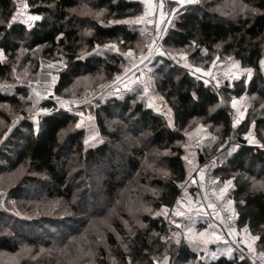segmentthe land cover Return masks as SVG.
<instances>
[{
    "label": "trees",
    "instance_id": "obj_1",
    "mask_svg": "<svg viewBox=\"0 0 264 264\" xmlns=\"http://www.w3.org/2000/svg\"><path fill=\"white\" fill-rule=\"evenodd\" d=\"M24 1L33 15L42 17L30 30L22 23L11 22L15 0H0V49L6 56L0 62V118L5 119L2 106L19 108L22 95L29 90L17 81L15 68L29 62L32 65L31 74L35 73L39 66L38 55L66 63L55 88L57 97H63L80 76L103 74L106 80H112L124 72L122 53H97L95 50L106 45L129 50L128 47L139 40L138 32L123 21L143 14L141 2L94 0L104 16L101 21L89 19L83 22L78 18L76 21L73 15L81 0ZM246 1L254 13L235 21L213 12L209 2L189 7L174 19L163 46L170 51H184L194 65L205 61L210 64L216 57L233 58L243 68L254 71L249 84L240 81L232 89L224 88L218 93L188 71L157 58L153 64V74L158 91L171 109L172 127L166 118L146 106L138 92H125L120 97L100 102L96 109V121L106 140L95 148L84 150V130H69L78 122L77 117L57 109L54 102L46 100L43 107L50 109V112L43 117L39 131L35 132L34 125L25 119L4 142L0 160L5 167H0V173L4 169L9 171L27 167L31 173L47 178V197L69 201L72 186L67 166L69 157L78 154L87 164H107L102 192L106 201L111 202L124 189L125 182L140 171L138 157L142 158L144 149L166 152L160 161L165 175L152 176L151 187L155 194L145 196L153 210H159L173 207L180 197L179 185L186 182L182 145L198 125L207 128L216 138L214 152L227 138L236 136L239 142L240 136L248 133L252 124L256 138L264 145L262 112L249 113L237 129L232 126L229 114L230 102L234 98L247 94L264 99V75L260 70L264 51V0ZM21 45L28 49L25 61L18 59ZM143 45L141 52L146 48L145 42ZM12 84L16 87L11 90ZM4 85L7 86L2 89ZM116 116L127 122L133 132L143 131L147 134L143 146L124 158L118 157L113 146V143L120 141L118 131L111 132L106 125ZM210 155L205 149V156ZM216 178L219 182L231 181L233 187L229 198L234 202L236 227L239 231L247 229L254 237L259 236L256 247L264 252V148L239 145L216 171ZM32 181L39 180L32 178ZM192 191L196 192L194 189ZM14 196L22 197L19 194ZM74 210L79 211L80 208L75 207ZM5 216L0 212V227L6 221ZM141 223L142 227H134L129 234H124L126 243L111 242L114 247L101 264H156V260L161 264L168 256H175V264H189L198 259L199 254L188 246L177 247L164 240L166 223L163 219L144 215ZM16 225L13 227L18 233ZM28 244L36 246L33 239H29ZM43 247H50L49 242H45ZM17 250L18 246L10 239L0 237V251L15 253ZM198 264L247 263L233 253L227 258L205 257L199 259Z\"/></svg>",
    "mask_w": 264,
    "mask_h": 264
},
{
    "label": "rangeland",
    "instance_id": "obj_2",
    "mask_svg": "<svg viewBox=\"0 0 264 264\" xmlns=\"http://www.w3.org/2000/svg\"><path fill=\"white\" fill-rule=\"evenodd\" d=\"M132 1L141 2L144 11L138 17L123 21L133 31L138 32L139 40L130 45L129 50L123 51L115 45L113 54L122 53L124 72L121 75L112 80H106V76L103 74L80 76L74 80L73 85L66 90L63 97H57L55 92L51 98L49 88L55 90L58 77L66 68V63L63 60L48 59L52 65L50 63L42 64L38 66L35 73L32 72L33 74H31L32 65L29 62H24V65L20 64L15 68L14 76L18 82H22L21 85L26 86L32 83L36 87L35 89L27 87L29 90H27L26 95H22L19 108L2 106L5 119L0 118V152L4 151V142L13 129L18 127L23 120L30 121L34 125L35 132L39 131L43 117L50 112V109L43 107L46 100L54 102L57 109L77 117L78 122L69 130H84V150L95 148L106 140L101 135L96 121V109L100 102L111 97H120L125 92H138L146 106L166 118L168 125L172 127L171 109L158 91L156 78L153 74V70H155L153 64L157 58L162 61L171 62L172 60L176 64L177 61L182 62L183 66H186L185 68L192 70L193 74L191 75L200 78L208 85L211 84L210 86L214 90L216 87L222 89L223 86L232 89L240 81L249 84L252 80L254 71L251 79H249L244 71L248 68H243L233 58L216 57L215 61L210 64L205 61L199 65H194L189 61L188 54L184 51H170L164 46L162 51L166 53L165 55H160V51L156 56L141 61L142 56L148 57L146 56V48L145 51L143 50L144 52H141L144 46L143 42L146 45L143 35L147 27L145 19L153 13L154 9L148 2ZM204 2L212 4L211 10L213 12L231 21L254 13L246 0H200L199 4ZM25 5H27L25 1L21 7L15 5L13 16L15 15L16 20L11 19V22L22 23L28 28V24L25 22L28 16L33 14L28 5L27 7ZM103 13V10L97 7L94 0H81L79 6L73 11L75 19L78 18L83 22L89 19L101 21L104 16ZM38 21L31 22L32 26ZM21 47L18 59L25 61L24 56L28 49L24 45ZM129 51L133 53L132 56L124 55ZM95 52L112 54L110 48L106 47L97 48ZM168 53L173 58H169ZM37 58L39 63L44 59L47 60L40 55ZM262 60H264V51ZM197 68L201 71L196 72L195 69ZM260 70L264 75V65L261 63ZM39 75L40 80H35ZM6 86L4 85L2 89H5ZM230 112L232 126L237 129L249 113L259 114L262 112L264 115V99L244 94L240 98L231 100ZM106 125L111 132L118 131L120 135V141L113 143L119 158L127 157L131 151L139 150L143 146L147 134L143 131L133 132L130 130L129 124L118 116L108 120ZM253 127L254 124L251 125L249 132L240 138L246 140L247 145L261 147L262 144L256 138ZM197 138L203 140L206 152L211 154L210 156L220 154L224 158L228 153L232 154L240 145L236 136H233V138H229L227 147L223 148L222 144L214 152L216 138L208 132L207 128L198 125L187 135L186 142L182 145L183 160L188 162L187 157L191 156L192 160L190 161L193 162L195 171L187 177L184 184H181L183 191L174 206L171 208L162 207L159 210H153L151 205L146 202L145 196L155 194L151 187L152 176L165 175L160 161L166 152L146 151L144 149L142 158L138 157L140 159V171L135 173L130 181L125 182L124 189L111 202L106 201L102 192V183L108 171L107 164H87L78 154H72L69 157L67 166L68 178L72 186L70 188L72 195L69 201L47 197L45 193L48 186L47 178L31 173L27 167L21 166L9 171L4 169L0 173V212L6 215V221L0 227V237L10 239L14 245L18 246V250L15 253L0 251V264H101L105 256L110 255L114 247L111 242L116 240L118 243H126L124 234H129L134 227H142L141 218L144 215L163 219L166 223L164 240L177 247L186 245L197 252L199 254L198 259L189 264H198L199 259L208 257L207 253L212 245L218 242L222 232L218 225L211 223L202 213L196 212L192 208V205L200 199L197 192L192 191L193 189L196 191L193 175L197 174L200 181L203 179L200 171L201 164L198 165L197 156L193 154L191 149L193 140ZM110 142L112 143L111 140ZM2 166L5 167L0 160V167ZM32 178L39 181H32ZM230 187L233 186L232 183L228 184V181L219 182V198L227 200ZM221 190H224L223 194ZM17 194L22 197L14 196ZM75 207L80 208V210L75 211ZM225 208L229 216L236 220L226 203ZM157 213L161 214L157 215ZM177 213H182V215H177ZM15 224L19 229L18 233L14 230ZM21 226L23 229H20ZM234 233L241 237L243 244L249 250L260 255L261 252L256 247L257 240L253 241L254 236L245 230L239 231L237 227ZM29 239L35 240V248L28 244ZM177 240L179 243L176 242ZM47 241L50 247H43ZM249 245L252 246V249L249 248ZM228 248L230 251L226 252L227 257L234 253L231 246ZM174 260L175 256L172 258L168 256L161 264H175ZM155 263L160 264L157 260Z\"/></svg>",
    "mask_w": 264,
    "mask_h": 264
},
{
    "label": "built area",
    "instance_id": "obj_3",
    "mask_svg": "<svg viewBox=\"0 0 264 264\" xmlns=\"http://www.w3.org/2000/svg\"><path fill=\"white\" fill-rule=\"evenodd\" d=\"M142 1L150 3L154 9L153 13L145 19L147 27L143 33L146 41V56H148V59H150L154 55L156 56L158 52L163 50V41L171 28L174 17L178 14L183 13L189 7L196 6L199 3L185 5L183 8H181V6L176 3V0H163L164 7L161 10L159 7L160 0ZM23 4L24 0H15L16 7H21ZM178 8L180 9V11L176 15H166L167 13H170L173 9ZM161 29H163V31H161ZM153 41H155V43H153ZM150 48L152 50V54L149 57ZM110 50L112 53H114L115 51V49ZM177 62L178 63L176 64L174 63V61L171 60L170 63L176 66L177 68L186 70L190 74H193L192 70L185 68L186 66H183L182 62ZM49 63L50 61H48V59H44L40 61L39 66H41L42 64L46 65ZM50 64L52 65V63ZM41 70L44 71V69ZM52 72H50V74ZM39 77L40 75L37 76L35 80L39 81ZM15 87V84L10 85L11 89H15ZM26 87L35 89L36 86L35 84L29 83L26 85ZM215 89L218 93H220V90L224 89V86L222 89L218 87H216ZM49 94H51V98L55 95L54 88H49ZM50 96L48 97L50 98ZM228 143L229 138L224 141L222 147H227ZM191 149L193 151V154H195L198 158L201 155L205 156V147L202 139H194L192 142ZM230 155L231 154L228 153L224 158L227 159ZM224 158L220 154L208 157L205 156L204 163L200 165V171L203 175V179L200 181L197 177V174L193 175V178L196 182V192L200 198L198 202H195L192 205L193 210L202 213L207 220H209L211 223L218 225V227L221 228L222 232L220 239L217 243L212 245L211 249L207 253V256L213 259L227 258L226 252L218 251V248L231 246V248H233L234 253L237 254L240 258H242L247 264H264V258L256 252L249 250L247 246L243 244L241 237L235 235L234 231L236 228V220L233 219V217L229 216V214L227 213V210L225 208L226 199H221L218 196L219 180L216 178V171L219 170V168L221 167L223 161L225 160ZM179 189L181 192L183 191V187L181 185H179Z\"/></svg>",
    "mask_w": 264,
    "mask_h": 264
},
{
    "label": "snow or ice",
    "instance_id": "obj_4",
    "mask_svg": "<svg viewBox=\"0 0 264 264\" xmlns=\"http://www.w3.org/2000/svg\"><path fill=\"white\" fill-rule=\"evenodd\" d=\"M199 2H200V0H176V3H178V4L181 6V8H183L185 5L197 4V3H199ZM25 7H27V5H25ZM159 7H160L161 10L163 9V7H164L163 0H160ZM179 11H180L179 8H178V9H173L170 13H167L166 15H176ZM162 14H164V13H162ZM12 19H13V21L16 20L15 15L13 16ZM40 19H42V17L39 16V15H29L27 21L25 22V23L28 24V28H29V30H30L31 27H32L31 22L38 21V20H40ZM118 23H119V22H118ZM161 31H163V29H161ZM62 35H63V34H61V36H62ZM153 43H155V41H153ZM105 47H106V48H110V49H115V48H116L115 45H111V46L106 45ZM116 50H118V49H116ZM151 54H152V50H151V48H150V49H149V57L151 56ZM159 54L163 56V55H165L166 53L163 52V51H161ZM124 55H126V56H132L133 53H132L131 51H129V52L125 53ZM167 55L169 56V58H173V57L171 56L170 53H168ZM146 58H148V57H143V56H142V57H141V61H143V60L146 59ZM5 59H6L5 53H4V51H3L2 49H0V62H3V60H5ZM260 63H261V65H264V60H262ZM195 71H196V72H199V71H201V69L197 68V69H195ZM244 71L247 73L248 78L251 79V76H252V72H253V70H252L251 68H248V69H245ZM77 127H79V125H77ZM260 146H261V147H264V145H260ZM228 184H231V181H228ZM221 191H222V194H223V191H224V190H221ZM160 214H161V213H157V215H160ZM177 215H182V213H177ZM125 223H127V222H125ZM141 226H143V225H141ZM177 227H179V225H177ZM245 231L247 232V229H245ZM258 239H260L259 236L253 237V241L258 240ZM176 242L179 243V240H177ZM249 248L252 249V246L249 245ZM253 250H254V249H253ZM229 255H231V253H229ZM260 255H261L262 257H264V252H261ZM166 259H167V258H166Z\"/></svg>",
    "mask_w": 264,
    "mask_h": 264
},
{
    "label": "crops",
    "instance_id": "obj_5",
    "mask_svg": "<svg viewBox=\"0 0 264 264\" xmlns=\"http://www.w3.org/2000/svg\"><path fill=\"white\" fill-rule=\"evenodd\" d=\"M187 157V156H186ZM188 159V162H185V168H186V179L187 177H189V175H191L195 170H194V164L193 162H191L190 160H192V157L189 156L187 157ZM186 161V159H185ZM190 161V162H189ZM196 162H198V165L199 164V158L197 157L196 158ZM190 173V174H189ZM189 179V178H188ZM232 188L230 187V190ZM226 204H227V207L229 208L230 212L233 214V215H236V212H235V207H234V202L232 199L229 198V195H228V198L226 200ZM229 248L228 247H219L218 248V251H224V252H228ZM230 251V250H229Z\"/></svg>",
    "mask_w": 264,
    "mask_h": 264
},
{
    "label": "water",
    "instance_id": "obj_6",
    "mask_svg": "<svg viewBox=\"0 0 264 264\" xmlns=\"http://www.w3.org/2000/svg\"><path fill=\"white\" fill-rule=\"evenodd\" d=\"M239 144L240 145H247L248 143H247L246 140H244V139L241 138V139H239ZM204 160H205V156L204 155H201L199 157V163L202 165L204 163Z\"/></svg>",
    "mask_w": 264,
    "mask_h": 264
}]
</instances>
